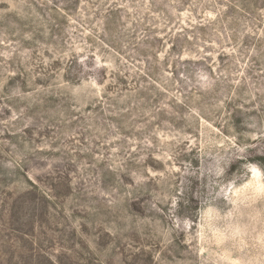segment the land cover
<instances>
[{"label":"rangeland","instance_id":"1","mask_svg":"<svg viewBox=\"0 0 264 264\" xmlns=\"http://www.w3.org/2000/svg\"><path fill=\"white\" fill-rule=\"evenodd\" d=\"M0 264H264V0H0Z\"/></svg>","mask_w":264,"mask_h":264}]
</instances>
